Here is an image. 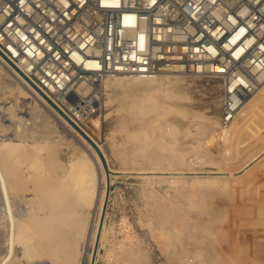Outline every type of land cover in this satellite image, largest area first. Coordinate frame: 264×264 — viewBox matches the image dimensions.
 <instances>
[{
    "label": "bare ground",
    "instance_id": "bare-ground-1",
    "mask_svg": "<svg viewBox=\"0 0 264 264\" xmlns=\"http://www.w3.org/2000/svg\"><path fill=\"white\" fill-rule=\"evenodd\" d=\"M8 73H12L22 83L19 77L11 70L7 71V66L0 61V79ZM173 74L177 73H165L155 79L108 76L101 80L100 87L102 84L105 91L103 93L118 100V110L114 116L112 115V126L120 134L119 141L124 144L125 148L130 147L127 151L124 149L125 152H123L121 146L116 144L117 147H120L115 150L116 154L120 155L122 163L127 165L126 168L129 164L130 166L139 165L138 172L130 167L129 169L132 171H112L110 173H135L142 178L144 186L149 187L147 193L143 195L148 198L145 203L147 215L149 217L156 215L160 219L166 218L171 225L181 230L184 229L187 234L184 236L186 238L184 241L182 240L183 242L192 244L202 238V241L205 240V246L201 245L199 241L194 247L204 250L206 253L226 250L233 251V253L253 251L256 248L254 244L246 245L247 243L234 242L224 246V250H222V246L215 244L217 238L214 233L220 228V223L226 219V213L229 212L251 217V219L252 217L259 218L264 229V132H255L250 127V123L255 122L254 119L264 120V105L256 103L251 105L247 100L252 96L259 100L264 98V76L259 77L256 89L245 98L231 122L222 126V129L220 127L218 129L216 123L212 122V125L204 123L200 132L201 137H199L203 142H201V147L208 148L211 154L218 159H211V162L216 161L218 166L223 163L222 166L214 168L215 170H210L211 168L204 170L198 166L194 167L192 164L190 166V162L197 160L196 156L195 159L191 157L194 159L193 161H187L190 148H193V146H189L193 136L188 132V126L193 123V120H189L191 117L187 116L189 117L187 119L176 117L174 118L176 120H172L176 121L178 126L170 124L163 128L165 121L161 117L166 105L183 109L188 115L194 114L195 111L192 104L184 102L187 90L183 89L189 88L190 85L183 82L179 76H171ZM162 79L168 82L165 87ZM85 85L81 84L78 88L87 92L89 88ZM11 89L14 96L13 104L4 108V112L18 124L14 129L17 137L0 139V187L6 201L5 217L3 223H0V228L4 231L7 230L5 235L7 248H5L4 256L0 258V264H19L21 260L25 261L24 264H39L42 261H47L49 264H83L85 256H88V259L91 257V253L85 251L87 244L91 245L94 240H98V243L103 245L106 241L107 228L104 225V220L101 225L100 214L105 199L107 174L93 146L60 115L55 113L49 103L36 93L30 92L23 84H17ZM182 90L185 92H183L184 95ZM164 93L166 97H163ZM188 98L186 99L188 100ZM211 103L214 106L217 104V100H212ZM17 106L26 108L30 114H33L39 106L46 112H52L49 114L53 116L55 122L59 123L61 120L67 127L69 126L82 149L80 148L79 153L73 154V156L62 158L63 161L56 158L53 150L45 154V157L38 156L39 153L35 152V149L41 145L37 147L33 140L25 142L24 137L22 138L24 118L21 115L16 116L15 108ZM19 109V112H23L21 108ZM45 119L40 116L38 121L33 123V128L41 127L45 123ZM91 124L98 127L97 119ZM217 133L218 135H216ZM213 135L216 137L213 140V145L207 146V143L212 142L210 140L213 139ZM155 137L160 139L155 140ZM120 145L122 144L120 143ZM201 161L200 163L196 162L201 164ZM205 161L207 160L205 159ZM194 164L196 166V163ZM226 165L227 167L229 165L230 169H227ZM46 169L52 175V178L49 177L48 183L34 175ZM27 180L31 184L33 182L34 186L30 190L34 191L35 195L28 198L29 203H26L27 199L23 195ZM155 185H162V187L164 185L166 189H170L174 193L165 198L162 194L164 199L156 200L158 197L154 195L157 191L153 194ZM44 187L47 189H43ZM230 188L238 190V194L234 193L228 197L230 198L228 199L230 200L229 205L219 207L214 204L212 206L213 194L217 192L218 195H222L223 190ZM211 189L214 192L207 193V190ZM252 190L257 193L247 197L245 192ZM41 191L47 193L48 196L46 209H43L41 203ZM218 191L221 192L218 193ZM224 195L223 193L222 196ZM13 207L15 210L12 209ZM233 220L227 217L225 221L228 223L227 225L232 226ZM257 225L259 224L256 223ZM5 227L7 228L5 229ZM262 231L264 235V230ZM126 244L128 245L119 246L120 255H117L114 264H121V255L123 254L135 256L134 243L127 241ZM176 244V241L169 244L170 250L168 251L172 249L185 251V246ZM260 247L264 249V244H260ZM16 248L20 249L21 256H16ZM186 249L188 248L186 247ZM258 253L260 254V252ZM97 255L96 252L95 257ZM229 259L231 258L229 257ZM250 262L254 261L250 260Z\"/></svg>",
    "mask_w": 264,
    "mask_h": 264
},
{
    "label": "built area",
    "instance_id": "built-area-1",
    "mask_svg": "<svg viewBox=\"0 0 264 264\" xmlns=\"http://www.w3.org/2000/svg\"><path fill=\"white\" fill-rule=\"evenodd\" d=\"M0 61L80 133L108 76L216 79L226 124L264 76V0H0Z\"/></svg>",
    "mask_w": 264,
    "mask_h": 264
},
{
    "label": "rangeland",
    "instance_id": "rangeland-1",
    "mask_svg": "<svg viewBox=\"0 0 264 264\" xmlns=\"http://www.w3.org/2000/svg\"><path fill=\"white\" fill-rule=\"evenodd\" d=\"M7 71L10 72V69L7 68ZM171 76H179L183 82H186L190 85L189 88L183 89L184 91L185 90L188 91V93L187 91H185L187 94L182 90V93L183 92L185 93V95L183 93L185 97V101L184 99H181V101H184L185 103H188L189 105L192 104L193 110L195 111H194V114L188 115V113L183 109H179L177 107H171V105H166V107L163 110L164 114L161 117V119L165 121L163 122V128L165 125L169 126L170 124L178 126L176 124V121H174L176 120L174 119L176 117H181V119L182 118L187 119L191 117V119L189 120H193L194 124L192 122H191L192 124L190 123L191 125L188 126V132H190L191 136H193L192 137L193 142L191 141V143H189V146L191 145V147L193 146V148H190V151L188 154L189 158L187 159V161L188 162L191 160L193 161L196 156L197 160L193 161L194 163H196V166L193 162H190V166L192 165H194V167L198 166V167L203 168L204 170H206V168L207 170H209L210 168H211L210 170H215L214 168H218L219 166H222L223 163L222 165L218 166L216 161L211 162V159L213 160L215 157L213 156V154H211L208 148L205 149V147L204 148L201 147L202 146L201 144L203 142L201 138L199 137H201L200 132H201V128L204 127V123H207L209 125L212 122L216 123L218 125L217 126L218 129L219 127L222 129V126L225 125L220 122V117H221V87H220V84L216 79H213L211 77H206V76L182 75V74H173ZM170 79H173V77H170ZM162 83L164 87L168 84V82L165 79H162ZM17 84L22 85V83H20V81L16 79L12 73H8L0 79V124H1L0 125L1 126L0 139L1 138L4 139L8 137L9 138L17 137V135H15L16 132L14 129H16L15 125L18 123H15L14 120L6 116L7 114L4 112V108L13 104L14 96L12 95L13 93L11 92L13 90L12 89L10 90V88H14ZM100 91H101V94H100L99 103H98L99 104L98 112L95 114V116L92 118L93 120L91 121L94 123L95 121L94 119H97L98 127L96 125L87 124V129L82 128V131L84 132V134L80 132L79 133L93 146L95 151L98 153V156L101 160L104 171L107 174V182L109 183L108 185L109 193H108L107 202L105 206L106 214L104 211L103 216L101 218V225H102V221L104 220V225L107 228V234H106V239H105L106 241L103 243V245H100V243H98V240H94L93 244L91 245L90 243L87 244L85 251L86 253H91V257L88 259V256H85L83 259V264H88L89 262L90 263L92 262L93 264L96 252L98 253V255L95 257L94 264H114L115 258L118 257L117 255H120L119 253L120 247L122 245L127 246L128 245L126 244L127 241L128 243L130 242L134 243L135 256H131V254L121 255V259H122L121 264H127L128 262L131 264H253L254 262L255 264H264V249L263 247H260V244H264V241H263L264 235L262 233L263 232L262 230L264 229L261 226L259 218L252 217V219L254 220L253 221L251 217L249 218L247 216L235 215L233 214V212L226 213V219L227 217L229 219H234L233 220L234 223L231 226V225H227L228 223L225 221L226 219L222 220V222L220 223V228L215 230V233H214L215 238H217L215 240L216 241L215 244L217 246H222V250H224L223 249L224 246L233 244V242L238 243V244L247 243L246 245L254 244L256 248L253 249V251L255 252L251 250L252 252L242 251V252L233 253V251L226 250L223 252L221 251L222 252L221 254L220 251L216 253L214 252L206 253L204 252V250H199L197 247L195 248L194 246L199 241L201 242V245L205 246V240L202 241L201 240L202 238L192 243L193 245L191 243L189 244V243L183 242L184 239L186 238L184 236H186L187 234V232H184L185 231L184 229L181 230L180 228L178 229L176 226L171 225L166 218L160 219L156 215H154L153 216L154 218H153L147 215V212L145 211L146 210L145 203L147 202L148 198L144 197L143 195L144 193L145 194L147 193L148 191L147 189L149 187H147V185L146 187L144 186L143 179L140 178L135 173L134 174L110 173L112 171L125 172L127 170L128 171L135 170L136 172H138L139 170L137 168H139L138 167L139 165L133 164V166L132 165L130 166L129 164L127 167L128 169H127L126 168L127 165L123 164L122 161L120 160L121 158L119 157L120 155L118 156V154H116L115 150L117 148H120V147H117L118 144L119 146H121V149L123 150L125 149L126 151L127 149H130V147L125 148L124 144L121 141H119L120 134L117 133V131L112 126V119H113L112 117L116 114L118 110L117 109L118 100L105 95L104 94L105 91L102 87V84H101ZM187 95H189L190 97ZM163 97H166L165 93L163 94ZM186 98H188V100ZM253 99H254L253 96L247 99L249 100V103L251 105H253L254 103L264 105V98H262L263 100L262 99L253 100ZM212 100H217V104L213 106L211 103ZM19 108H21V111L23 110V112H19L20 111ZM24 109L26 108L22 106L21 107L17 106V108H15L16 110L15 113H17L16 116L21 115V117L23 116L22 118H24L23 125H22L23 132L21 135H22V138L24 137L23 140L25 142H32L33 140V143H35L37 147L41 145V147H38L35 149V152L39 153L37 154L38 156L40 155L41 157H45V154L53 150L54 154L56 155V158L63 161L67 156L69 155L73 156V154L79 153L78 150L82 149V147L80 146V143L76 140V135H74V133L69 129V126L67 127L64 123H62L61 120H59V123L55 122L52 118L53 116L49 114L52 112H46L40 106L36 108L33 114H30L29 112H27V109L26 110ZM40 116H43V118L44 117L46 118L44 121L45 123L41 127L34 129L33 123L35 121L37 122ZM259 120L261 119L259 118L254 119L255 122H251L250 127L253 128V131L255 132L259 131L261 133V132H264V120H261L262 122ZM216 124L214 125L216 126ZM216 135H218V133ZM212 137L213 139L210 140L212 142L207 143V146L213 145V142H214L213 140L214 138L216 139V137H214V135ZM157 139L159 140L160 138L155 137V140ZM120 143L123 146L120 145ZM125 150L123 152H125ZM191 157H194V159H192ZM205 159L207 161H205ZM209 159L210 161H208ZM214 160H218V159L215 158ZM196 161H199V163L201 161V164L197 163ZM129 168L132 170H130ZM227 169H230L229 165ZM42 171L43 173H41ZM42 171L41 172L39 171L40 172L39 174L37 173L34 175L36 178H39V179L41 178L45 180L46 183H48L47 181L50 179L49 177H51L52 175L48 173L49 171L47 169L45 171L44 170ZM224 175H227V174H224ZM33 186H34L33 182L31 184L30 181L27 180L25 190L23 191L24 198L27 199L26 203H29L28 198L35 196L34 191L30 190V188ZM27 187L29 190L27 189ZM45 188L46 187H44L43 189ZM154 188H153V194H155L157 191V193L154 195L155 197H158L156 198V200H163L165 197L172 196L174 193L172 190L166 189L164 185L163 187L162 185H155ZM212 192H214L212 189L210 191L207 190V193H212ZM220 192L221 191H218V193ZM248 192L249 191L245 192L247 197L248 196L251 197L255 193H257L256 191H253V190L250 191L249 193ZM221 193L222 195L223 193L225 195L222 196L221 194H219L220 195L219 196L217 192L213 194L214 199H212V202H211L212 206L214 204L219 207L228 206L229 201H230L228 200L230 199L228 197H230L231 194L234 195V193L238 194V190H233L232 188H230V189L223 190ZM40 195L42 196L41 203H42L43 209H46V206H47L46 204H48L47 193L45 194L44 191H41ZM33 200H36V198H33ZM12 209H14V207ZM156 219H158L161 223ZM224 222L226 223L224 224ZM256 223L259 225L256 226ZM246 224L248 225L245 226ZM101 225H100V228H101ZM6 228L7 227H5V229ZM229 230L231 231V233ZM6 231L7 230H5V232ZM4 238H5V233L0 235V245L4 243L5 241V248H7V239L4 240ZM173 240L176 241L177 243L176 245L185 246L186 252L179 251L176 249H172L171 251H168L170 250L168 248V245L173 243L174 242ZM95 241L97 243V246L93 250V245ZM260 241L261 243H259ZM186 247L188 249H186ZM189 247L191 248L190 249L191 251L189 250ZM194 248L195 250L193 251ZM107 250L108 251L110 250L109 253ZM258 252H260V254ZM20 254H21L20 249L16 248V256L17 257L21 256ZM229 257L231 259H229ZM246 257L249 259H247ZM178 258H181V260H178ZM250 260L251 261L253 260L254 262H250ZM24 263L25 261L21 260L19 264H24ZM39 264H49V263H47V261H42Z\"/></svg>",
    "mask_w": 264,
    "mask_h": 264
},
{
    "label": "water",
    "instance_id": "water-1",
    "mask_svg": "<svg viewBox=\"0 0 264 264\" xmlns=\"http://www.w3.org/2000/svg\"><path fill=\"white\" fill-rule=\"evenodd\" d=\"M108 185H109V183L106 182V184H105V199H104V202H103V207H102V210H101L100 218H102L103 213H104V211H105V206H106L107 197H108V193H109ZM96 246H97V243H96V241H95V243H94V245H93V250L95 249Z\"/></svg>",
    "mask_w": 264,
    "mask_h": 264
}]
</instances>
